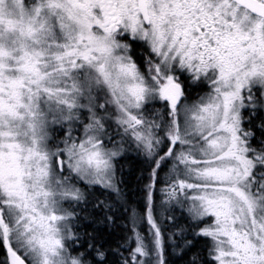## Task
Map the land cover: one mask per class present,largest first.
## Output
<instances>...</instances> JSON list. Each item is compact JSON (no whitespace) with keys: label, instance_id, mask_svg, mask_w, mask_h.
<instances>
[{"label":"snow or ice","instance_id":"obj_1","mask_svg":"<svg viewBox=\"0 0 264 264\" xmlns=\"http://www.w3.org/2000/svg\"><path fill=\"white\" fill-rule=\"evenodd\" d=\"M0 264H264V0H0Z\"/></svg>","mask_w":264,"mask_h":264}]
</instances>
